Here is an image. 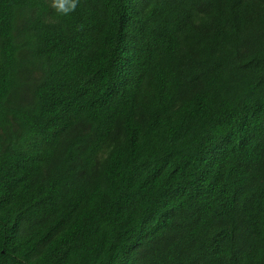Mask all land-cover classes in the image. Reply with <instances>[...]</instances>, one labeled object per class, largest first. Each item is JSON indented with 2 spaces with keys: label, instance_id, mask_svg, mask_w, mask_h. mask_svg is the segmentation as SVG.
Masks as SVG:
<instances>
[{
  "label": "trees",
  "instance_id": "trees-1",
  "mask_svg": "<svg viewBox=\"0 0 264 264\" xmlns=\"http://www.w3.org/2000/svg\"><path fill=\"white\" fill-rule=\"evenodd\" d=\"M0 0V264H264V0Z\"/></svg>",
  "mask_w": 264,
  "mask_h": 264
},
{
  "label": "clouds",
  "instance_id": "clouds-1",
  "mask_svg": "<svg viewBox=\"0 0 264 264\" xmlns=\"http://www.w3.org/2000/svg\"><path fill=\"white\" fill-rule=\"evenodd\" d=\"M78 0H54V7L56 10L63 14L67 15L70 12L75 11Z\"/></svg>",
  "mask_w": 264,
  "mask_h": 264
}]
</instances>
